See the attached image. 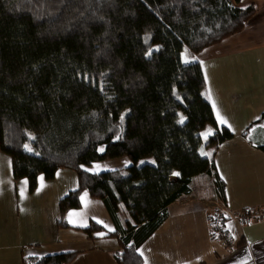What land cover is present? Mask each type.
<instances>
[{"label":"trees","instance_id":"16d2710c","mask_svg":"<svg viewBox=\"0 0 264 264\" xmlns=\"http://www.w3.org/2000/svg\"><path fill=\"white\" fill-rule=\"evenodd\" d=\"M240 2L0 0V153L31 193L41 176L77 173L78 189L58 204L59 228H70L65 214L81 208L83 193L101 200L116 224L127 199L136 226L117 233L116 263L144 264L139 248L168 218L169 206L191 193L194 178L214 173L226 203L225 183L204 151L234 136L218 125L205 97L201 64L185 62L183 53L195 56L243 31L257 9ZM259 125L264 112L243 136L264 152V140L251 135ZM208 126L214 134L205 146ZM123 157L132 163L124 171L83 169ZM148 158L154 163L139 165ZM247 214L242 223L254 215ZM219 219L209 214L211 237L218 242L219 224L230 243L229 218ZM82 231L92 237L104 228L92 222ZM77 255L23 257L22 264H71Z\"/></svg>","mask_w":264,"mask_h":264},{"label":"crops","instance_id":"0c3cea01","mask_svg":"<svg viewBox=\"0 0 264 264\" xmlns=\"http://www.w3.org/2000/svg\"><path fill=\"white\" fill-rule=\"evenodd\" d=\"M252 5L257 15L243 31L195 56L183 53L185 62L201 64L205 97L218 125L234 136L204 151L225 183L226 203L218 193L214 173L194 178L191 193L169 206L168 218L139 248L144 264H264V152L243 136L264 112V0L237 4L242 9ZM213 134L210 126L202 131L205 146ZM251 135L264 140V126L252 127ZM131 165L123 157L83 169L99 174L124 171ZM78 186L75 171L60 169L52 181L41 176L31 193L26 179L15 181L11 159L0 153V264H22L23 257L65 253L78 254L71 264H117L115 256L122 250L117 233L128 225L136 226L132 202L122 200L116 224L101 200L83 193L81 208L65 214L70 228L61 229L59 201ZM211 208L225 211L229 218V251L211 237ZM247 212L254 215L242 223ZM92 222L104 231L89 237L82 229Z\"/></svg>","mask_w":264,"mask_h":264},{"label":"rangeland","instance_id":"374dc122","mask_svg":"<svg viewBox=\"0 0 264 264\" xmlns=\"http://www.w3.org/2000/svg\"><path fill=\"white\" fill-rule=\"evenodd\" d=\"M146 163H154V160L151 159V158H148V159H145V160L141 161V162L139 163V165H143V164H146ZM215 210H217V209H213V208H211V212H210L211 219L217 218L218 215H219V218H220V219H224V220H226L227 214L225 213V211H221V210H219V211H215ZM220 219H219V221H221ZM221 223H223V220H222ZM134 224H135V222H134ZM218 227H219V228H218ZM218 227H217V228H218L219 236L216 235V237H217V239H219V240H218L217 243H219V244L221 245L220 247H221L222 250H223V249H226V250H227V248H228L227 251H229V249H230V245L228 246L229 242L227 241L226 237L223 235V234H224V233H223L224 229H223V228H220V225H219V224H218ZM219 229H220V230H219ZM213 230H216V227H215V226H214ZM230 243H231V240H230ZM226 246H228V247H226ZM222 252H223V251H222Z\"/></svg>","mask_w":264,"mask_h":264},{"label":"snow or ice","instance_id":"6c2138e0","mask_svg":"<svg viewBox=\"0 0 264 264\" xmlns=\"http://www.w3.org/2000/svg\"><path fill=\"white\" fill-rule=\"evenodd\" d=\"M220 120H221L222 123H227V121L224 120L222 117L220 118ZM29 150H30V149H29ZM177 175H178V174H177ZM141 255H143V253H141Z\"/></svg>","mask_w":264,"mask_h":264}]
</instances>
